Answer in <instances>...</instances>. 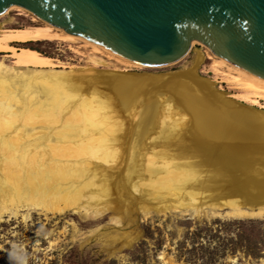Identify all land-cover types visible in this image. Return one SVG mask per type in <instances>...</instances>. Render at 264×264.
<instances>
[{"label": "bare ground", "instance_id": "obj_1", "mask_svg": "<svg viewBox=\"0 0 264 264\" xmlns=\"http://www.w3.org/2000/svg\"><path fill=\"white\" fill-rule=\"evenodd\" d=\"M12 12L25 10L12 7L5 14ZM60 41L82 44L128 69L151 68L46 23L0 32V53L22 64L8 68L0 61V220L17 217L23 208L97 220L118 211L116 203H132L144 215L211 208L235 220H264L262 114L230 112L213 86L194 73L187 80L195 90L189 95L207 100L219 123L229 121L230 132L223 135L232 141L219 143L197 127L189 130L191 118L203 121V110L157 98L165 90L162 82L127 74L88 77L86 69L88 76L68 72L58 60L16 47ZM210 55L215 73L245 90L246 100L264 101L263 79ZM118 88L129 93L127 99L105 94ZM128 208L119 213L129 216ZM112 222L120 224L119 218Z\"/></svg>", "mask_w": 264, "mask_h": 264}, {"label": "rangeland", "instance_id": "obj_2", "mask_svg": "<svg viewBox=\"0 0 264 264\" xmlns=\"http://www.w3.org/2000/svg\"><path fill=\"white\" fill-rule=\"evenodd\" d=\"M44 25L27 11L0 17L2 32ZM16 47L34 49L58 60L68 72L83 73L86 69L88 77L127 74L162 82L165 90L157 98L173 101L179 108L187 106L191 110H203V121L191 118L189 130L192 132L197 127L198 133L204 136H217L219 143L232 141L223 135L230 132L225 131L230 127L229 121L219 123L210 115L207 100L202 101L197 94L196 97L189 95L195 90L187 80H192L194 73L232 101L264 114L263 100L253 105L245 99L248 96L245 90L227 81L224 75L215 73L214 60L209 58L211 53L205 46L193 47L177 64L145 70L128 69L82 44L60 41ZM0 61L8 68L22 67L8 54L0 53ZM187 72L190 73L182 75ZM109 93L117 100L127 99L129 95L121 88L105 92L106 95ZM122 205L113 204L118 211L112 209L97 220H85L84 214L73 212L44 216L39 212H28L27 208H23L17 217L6 215L0 220V264H264V220H235L227 216V211L218 214L219 210L211 208L200 209L199 213L180 208L144 215L132 203H126L129 208ZM126 208L129 216L119 213ZM114 218H119V225L112 222ZM92 231L96 233L91 235Z\"/></svg>", "mask_w": 264, "mask_h": 264}, {"label": "water", "instance_id": "obj_3", "mask_svg": "<svg viewBox=\"0 0 264 264\" xmlns=\"http://www.w3.org/2000/svg\"><path fill=\"white\" fill-rule=\"evenodd\" d=\"M12 7L140 66L177 64L198 43L264 80V0H0V17ZM215 91L230 112L251 109Z\"/></svg>", "mask_w": 264, "mask_h": 264}]
</instances>
